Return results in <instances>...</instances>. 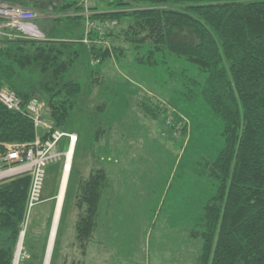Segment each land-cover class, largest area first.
Returning a JSON list of instances; mask_svg holds the SVG:
<instances>
[{"label":"rangeland","instance_id":"374dc122","mask_svg":"<svg viewBox=\"0 0 264 264\" xmlns=\"http://www.w3.org/2000/svg\"><path fill=\"white\" fill-rule=\"evenodd\" d=\"M25 1L20 2L32 1L39 11L46 2L52 6L53 17L47 14L37 22L43 31L49 30L47 38L76 40L83 31L85 34L81 20L67 19L64 14L78 11L75 6L80 4L75 2L80 0ZM186 6L174 5L182 10ZM81 8L93 10L87 5ZM107 8H113L115 14L128 9L115 3ZM127 20L114 19L112 33L126 30ZM109 43L105 40L104 45ZM78 46L86 61L82 62L83 56L77 59L72 75L80 82L81 98L79 102L75 99L76 107L60 129L76 133L79 140L49 264H202L201 218L218 189L210 164L224 146L222 121L200 96L192 98L207 73L169 52L158 53L156 64L151 65L146 51L139 49L136 54L128 44L120 57L112 46L111 56L104 60L89 55L90 46ZM40 76L30 68H21L14 83L44 100L34 91ZM67 142L63 138L58 150L65 152ZM63 161L45 167L42 199L56 194ZM97 170L105 172V183L98 199L92 196L97 199L94 228L92 234L78 239L75 225L88 209L83 186ZM40 204L28 217L25 212L21 232L26 234L19 235L20 241L24 237V249L16 263L18 240L13 264H44L47 251L39 249L27 234L33 221L41 222L40 208L51 203Z\"/></svg>","mask_w":264,"mask_h":264},{"label":"trees","instance_id":"16d2710c","mask_svg":"<svg viewBox=\"0 0 264 264\" xmlns=\"http://www.w3.org/2000/svg\"><path fill=\"white\" fill-rule=\"evenodd\" d=\"M114 3L130 9L115 14L111 8L91 18L108 23L128 19L127 29L116 34L112 29L91 30L89 45L82 38L0 39V88L14 90L26 102L33 95L16 86L15 77L21 68L40 73L34 91L43 96L45 120L60 129L81 98L80 82L72 75L77 59L86 61L78 43L90 46L88 54L102 60L111 56L112 46L120 57L128 44L136 54L146 51L151 65L162 51L191 61L207 73L192 98L200 96L222 121L224 138L210 164L218 189L201 218V262L264 264V0H107L110 7ZM182 3L186 9L174 7ZM100 39L111 43L106 46ZM37 135L30 114L0 102V170L7 167L3 159L8 144L30 143ZM104 179L105 172L97 170L85 181L88 209L75 225L78 239L92 234ZM29 186L28 174L0 181V264H13Z\"/></svg>","mask_w":264,"mask_h":264},{"label":"built area","instance_id":"2783aa9c","mask_svg":"<svg viewBox=\"0 0 264 264\" xmlns=\"http://www.w3.org/2000/svg\"><path fill=\"white\" fill-rule=\"evenodd\" d=\"M92 13L85 11L87 19V32L83 42L91 43V30L100 31L111 29L113 22L99 24L91 18ZM41 17L37 10L24 6L14 0H0V39L5 40H40L45 39L44 33L39 29L37 20ZM105 41L99 40L104 44ZM0 102L9 110L23 111L31 115L34 120L38 135L30 143H10L7 147V154L3 159L6 168L0 170V180L18 175H30V186L26 203V217L29 216L33 207L43 201L42 194L45 182V167L49 164L64 159L62 173L70 175L73 169L74 145L78 141L76 133H67L55 128L53 124L45 120V102L38 96H31L26 102L14 90L0 88ZM41 133V134H40ZM68 139V148L65 152L58 150V144ZM25 230L20 238L25 235ZM23 240V238H22ZM22 240L18 242L16 263L21 260L23 251Z\"/></svg>","mask_w":264,"mask_h":264},{"label":"crops","instance_id":"0c3cea01","mask_svg":"<svg viewBox=\"0 0 264 264\" xmlns=\"http://www.w3.org/2000/svg\"><path fill=\"white\" fill-rule=\"evenodd\" d=\"M27 2H28V0H27ZM89 2H90V0H80L78 2V4L82 5L83 7H85L87 5L88 8L93 9L92 12H90L92 14L93 13L96 14V13L109 12V10L107 8L108 7L107 0H93L91 5H88ZM45 4H46V6H44L42 10H40V11L37 10L41 14V17H40L39 20H43V18H45V16L47 14L50 15V17H53L52 6L49 3L47 4V2ZM25 5L27 7L33 8V9H34V6H35L34 2H32V1H29L28 3L24 4V6ZM102 5H104V6H102ZM75 7L78 8L79 6L76 5ZM85 11H87V10L74 11V9H72V11H68V12L64 13L65 16H67V19H70V20H73V17H76V16H83L81 18V21L84 23L85 34H84V31H83V34L82 35L79 34V37H78V38H82L83 40L86 37V32H87V19L85 17ZM56 19H58V18L55 17V20ZM106 21L107 20H105V21L96 20V22H98L101 25H105ZM37 22H38V20H37ZM67 25H70V24H67ZM70 26L72 27V25H70ZM38 27L44 33L45 38H46V36L48 35L47 32H49V30L48 31H43L40 28L39 25H38ZM78 140H79V138H78ZM77 143H78V141H77ZM77 143L74 145V151H75ZM74 155H75V152H73V160H74ZM73 170H74V164H73L72 172H73ZM70 178H71V174L68 175V177H67V182L68 183L66 184V190H65V194H64V201H63V204H62L61 215H62V211H63L64 205H65V201H66V195H67V190H68V185H69V182H70ZM63 180H64V175L62 173L61 174L60 185H59V187L57 189L56 194L55 195H48L46 198L43 199V202H41V204L39 205V206H42L45 203H49V202L51 203L48 207H46V209L45 208L44 209L40 208V210L38 211V212H40L42 214L41 215V222L38 221V223H36L37 219H36L35 223L33 221L32 224H31L32 230L28 231V233H27L29 235L28 237H31V239H33L35 245L36 244L39 245V249H41L43 251H47V253H48V250H49L50 245H51V238H52L54 222H55V211H56V206H57V202H58L59 193L61 191V187H62V184H63ZM61 215L59 217V221H58V224H57V227H56L55 237H54V240H53L54 244L52 246V251L54 250L56 241L58 239V233H59V230H60ZM31 220H32V218H31ZM75 230H76V227H75ZM25 234H26V232H25ZM19 240H20V238H19ZM23 240H24V237H23ZM23 240H22V242H23ZM25 247H26V249H28L27 246H25ZM52 255H53V253H52ZM51 257L52 256L50 255L49 260H48V264L50 263ZM61 260H64L62 258V254H61ZM43 262H44V264H46V262H47V254H46L45 258H43Z\"/></svg>","mask_w":264,"mask_h":264},{"label":"bare ground","instance_id":"6f19581e","mask_svg":"<svg viewBox=\"0 0 264 264\" xmlns=\"http://www.w3.org/2000/svg\"><path fill=\"white\" fill-rule=\"evenodd\" d=\"M67 177H68V175L66 174L64 176L63 184H62L61 191H60L59 197H58L57 207H56V211H55V222H54L53 234H52V238H51V245H50V248H49L48 253H47V262H46V264H48L49 257H50V255L52 253V246L54 244L53 240H54V237H55V231H56V227H57V224H58V221H59V217L61 215L62 204H63V201H64V194H65V190H66V184L68 183L67 182ZM18 254H19V252H18Z\"/></svg>","mask_w":264,"mask_h":264}]
</instances>
